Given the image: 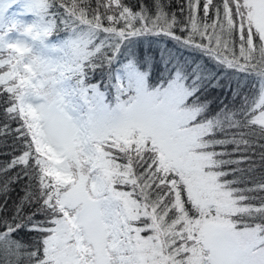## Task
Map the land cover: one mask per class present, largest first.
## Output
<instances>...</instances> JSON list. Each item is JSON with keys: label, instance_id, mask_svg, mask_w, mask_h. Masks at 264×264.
Listing matches in <instances>:
<instances>
[{"label": "snow or ice", "instance_id": "1", "mask_svg": "<svg viewBox=\"0 0 264 264\" xmlns=\"http://www.w3.org/2000/svg\"><path fill=\"white\" fill-rule=\"evenodd\" d=\"M0 264H264V0H0Z\"/></svg>", "mask_w": 264, "mask_h": 264}]
</instances>
